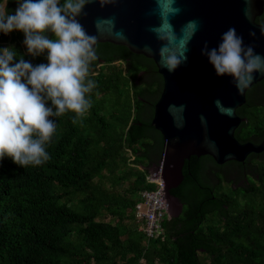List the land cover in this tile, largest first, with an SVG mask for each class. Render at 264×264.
I'll use <instances>...</instances> for the list:
<instances>
[{"label":"trees","instance_id":"obj_1","mask_svg":"<svg viewBox=\"0 0 264 264\" xmlns=\"http://www.w3.org/2000/svg\"><path fill=\"white\" fill-rule=\"evenodd\" d=\"M4 2L3 13L14 12L17 0ZM23 41L20 32L0 33V48L14 46L17 59L47 63L46 53L28 56ZM94 49L91 107L76 123L74 113L52 117L49 159L24 168L0 160V264H264V152L224 165L193 156L174 192L184 214L165 220L163 238L140 231L136 204L157 187L147 177L165 147L152 125L163 78L152 59L126 47ZM237 114L248 120L236 137L261 143L264 80Z\"/></svg>","mask_w":264,"mask_h":264},{"label":"water","instance_id":"obj_2","mask_svg":"<svg viewBox=\"0 0 264 264\" xmlns=\"http://www.w3.org/2000/svg\"><path fill=\"white\" fill-rule=\"evenodd\" d=\"M167 0H89L78 17L87 33L99 43H112L152 59L163 78V90L154 108L152 125L165 141L161 164L151 170L162 178L168 197L184 180L183 169L193 156H211L216 164L244 163L252 154L264 152V139L256 144L241 142L236 131L247 122L237 110L247 104V92L264 75L254 74L251 85L238 93L230 77H217L201 50L216 47L221 34L235 28L244 44L264 56V0H174L178 13L167 10ZM163 34L177 38L172 45L187 60L174 73L160 66L162 40L156 29L165 21ZM196 22V29L187 28ZM254 34V35H253ZM186 41V52L179 39ZM150 49L151 51H148ZM164 197L168 218L169 199ZM168 199V200H167ZM183 207V205H182Z\"/></svg>","mask_w":264,"mask_h":264},{"label":"clouds","instance_id":"obj_3","mask_svg":"<svg viewBox=\"0 0 264 264\" xmlns=\"http://www.w3.org/2000/svg\"><path fill=\"white\" fill-rule=\"evenodd\" d=\"M88 2L17 0L14 12L0 13V33H22L28 56L47 54V63L34 65L23 56L17 59L14 46L0 48V160L10 158L21 168L42 165L49 159L46 145L56 131L52 117L70 112L76 123L91 107L90 94L96 87L89 79L90 65L97 58L95 37L78 19ZM173 3L167 0V10L178 13ZM196 27L195 21L187 25L192 30ZM167 28L166 20L163 28L156 29L163 42L158 55L160 66L174 73L187 56L173 50L177 38L164 35ZM179 45L186 52L183 38ZM201 55L217 77L231 78L238 93L251 85L254 74L264 75V56L246 46L235 28L223 32L216 47L205 44Z\"/></svg>","mask_w":264,"mask_h":264},{"label":"built area","instance_id":"obj_4","mask_svg":"<svg viewBox=\"0 0 264 264\" xmlns=\"http://www.w3.org/2000/svg\"><path fill=\"white\" fill-rule=\"evenodd\" d=\"M147 181L156 184L154 190H144L140 192L139 202L136 204V216L139 222H142L140 231L146 234L150 239H160L165 236L164 222L168 219L167 206L164 201L166 192L165 183L162 178H153L151 173ZM147 207L144 212L143 206Z\"/></svg>","mask_w":264,"mask_h":264},{"label":"flooded vegetation","instance_id":"obj_5","mask_svg":"<svg viewBox=\"0 0 264 264\" xmlns=\"http://www.w3.org/2000/svg\"><path fill=\"white\" fill-rule=\"evenodd\" d=\"M121 63L120 61L115 62V64H119ZM185 178V177H184ZM184 181V180H183ZM183 183V182H182ZM182 183L175 189H171L170 193L171 196L168 197L166 195V198H168L167 200L170 203V212H171V218H175L178 219L180 218L184 212H185V205L180 201V199L175 195V191H177L178 189H180L182 187ZM183 205V207H182Z\"/></svg>","mask_w":264,"mask_h":264},{"label":"rangeland","instance_id":"obj_6","mask_svg":"<svg viewBox=\"0 0 264 264\" xmlns=\"http://www.w3.org/2000/svg\"><path fill=\"white\" fill-rule=\"evenodd\" d=\"M4 7H5V2H4L3 4H1V6H0V11H1L2 13L4 12ZM218 189H219V188H218ZM218 189H217V190H218ZM220 190L225 191V192H228L226 184H224V186H222V187L220 188ZM142 210L145 212V211L147 210V207L144 205L143 208H142Z\"/></svg>","mask_w":264,"mask_h":264}]
</instances>
